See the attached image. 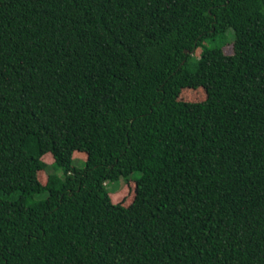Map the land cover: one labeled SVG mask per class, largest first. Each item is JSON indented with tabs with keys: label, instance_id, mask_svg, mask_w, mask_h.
Wrapping results in <instances>:
<instances>
[{
	"label": "trees",
	"instance_id": "1",
	"mask_svg": "<svg viewBox=\"0 0 264 264\" xmlns=\"http://www.w3.org/2000/svg\"><path fill=\"white\" fill-rule=\"evenodd\" d=\"M0 264H264V0H0Z\"/></svg>",
	"mask_w": 264,
	"mask_h": 264
},
{
	"label": "rangeland",
	"instance_id": "2",
	"mask_svg": "<svg viewBox=\"0 0 264 264\" xmlns=\"http://www.w3.org/2000/svg\"><path fill=\"white\" fill-rule=\"evenodd\" d=\"M224 50L227 54H232L233 45L230 44L226 46ZM203 95H204L203 91H191L188 93H183L182 98L183 100H188V101H203L205 99V96ZM76 158L79 160H83L81 155H76ZM45 160L48 163H52V159H50L49 157H46ZM134 177H136V175ZM113 185L115 186L108 184V187H110L111 192H114L113 201L115 203H122L126 206L130 205L135 197V184L132 182L126 184V182L122 180Z\"/></svg>",
	"mask_w": 264,
	"mask_h": 264
}]
</instances>
